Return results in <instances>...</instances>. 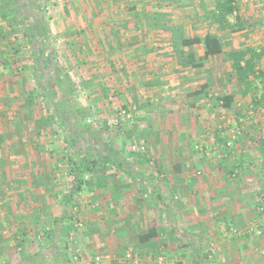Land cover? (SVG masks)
<instances>
[{"label":"crops","instance_id":"1","mask_svg":"<svg viewBox=\"0 0 264 264\" xmlns=\"http://www.w3.org/2000/svg\"><path fill=\"white\" fill-rule=\"evenodd\" d=\"M236 1L238 20L236 17L230 20L238 28L236 31H219L207 18L214 6L200 14L202 17L187 14V9L193 8L186 6L187 0L178 5L169 0H151L150 6H158L159 12L155 10L166 19L149 21L145 17L144 20L134 17L115 21L104 16L64 19L60 34L52 31L53 56L77 85L78 105L92 114L103 112L104 118H110L124 105L139 113L147 111L151 117L156 116L160 105L165 106L160 110L172 112L174 108L170 109V105L174 102L167 91L179 89L180 83L159 81V76L182 72L183 68L174 66L175 36L168 28H174L176 39L181 33L184 38L204 39L208 33L219 36L224 43V52L219 56L223 59L225 53L231 51L251 49L264 53V14L253 17L257 11L253 7L257 5L249 4L248 0ZM199 3L197 0L195 8ZM158 21L164 22L166 28L165 31L160 28L155 35L160 33L165 38L147 46L142 41V27L151 31L149 26L157 25ZM2 22L0 17V24ZM131 28L133 33L128 34ZM4 36L0 32V66L7 68L4 71L6 82L0 74V123L3 124L0 128V264H14L13 261L16 264H87L97 256L102 257L101 264H197L196 258L200 264H264V228H261V236L254 233V236L248 234L240 238L229 233L230 225L247 226L257 218L255 209L264 193L256 194L254 201L249 195L252 187H247L264 185V158L260 153L264 149L260 147L264 141V104H259L260 97L252 99V93V97H243L235 77L232 87L224 84L217 88L235 93L229 111L233 120L228 129L215 125L211 118L200 116L197 117L198 130L183 117V123L177 128L169 126L157 131L153 126L155 117H152V123L149 121L152 128L147 131L136 125L134 119V132L148 142V152L141 155L123 148L120 139L114 141L115 152H120L118 159L109 164H94L93 171L86 177V192L74 205H67L64 196L71 184L68 158L73 153L64 148L65 135L52 125L53 121L52 128L43 127L48 122L44 111V117L40 114L36 117L37 109L28 94L35 85L30 48L26 51L27 63H14V58L9 61L11 53H1L8 51L7 46L2 45ZM116 36L121 39L116 40ZM49 49L43 48L45 59H50ZM191 49L199 58L204 57L203 44ZM160 53L166 59L158 65L156 56ZM54 67H50L49 75L54 73ZM261 67L264 69V56ZM57 72L55 77L60 80L62 77ZM60 82L65 84L63 79ZM204 85H207L205 91L210 92L217 84L205 82L198 89ZM206 92L199 102L208 100L211 105H216L217 97L223 93ZM113 93L117 94L116 98H112ZM36 95L41 96V93ZM79 97H82L80 101ZM238 106H246V109H238ZM209 126L213 128L208 129ZM111 133L106 134L107 144L113 141ZM218 135L222 142L217 141ZM102 150L103 155L111 154L109 146ZM231 160L235 165L226 163ZM74 209L83 224L81 228L75 227L72 215L69 217ZM62 217L63 222L58 225ZM223 221L227 223L224 226ZM211 237H215V244L224 251L223 256H207L210 244L205 242ZM19 238L23 250L16 253L15 243ZM71 240L79 252V260H74L67 250ZM58 241H66L67 246L59 248ZM203 243L206 246L203 247ZM123 248L125 251L120 257L118 251ZM130 251L133 259L127 260L126 254ZM240 251L245 253L244 258L230 257L233 253L240 255ZM255 251L261 252V256H256ZM163 253L171 258H158Z\"/></svg>","mask_w":264,"mask_h":264},{"label":"trees","instance_id":"2","mask_svg":"<svg viewBox=\"0 0 264 264\" xmlns=\"http://www.w3.org/2000/svg\"><path fill=\"white\" fill-rule=\"evenodd\" d=\"M169 1L171 4L178 5L182 0ZM187 1V7H191L197 2V0ZM56 2L57 0H0V16L3 17V20L12 18L14 21L19 22L20 28L15 30L14 36L16 39H24L26 41L34 58L33 75L35 85L34 89L29 91L28 94H31L29 96L31 97L30 100H32V103L35 100V93L40 92L43 97L42 105L37 107L36 117H39V114L43 116L41 114V107H44V116L47 117L48 122L43 127L48 129V125L51 126L50 123L53 121L52 125H55L56 129L61 130L65 135L62 140L65 146L64 148L73 153L68 158V163L71 166L69 172L70 189L64 197L67 205H74V202L87 190L88 181L86 177L93 171L94 164L97 162L109 164L118 159L120 152H115L113 148L115 146L114 141L120 139L122 147H127L129 151H132L131 147L141 141V134H136V131L134 132V121L127 119H123L122 123L121 121L117 122L116 127L112 128L110 125L104 127L100 123L105 119L104 117L92 114L91 111L78 105L77 99L79 91L77 85L75 86L69 72L63 71L57 58L53 56L55 47L52 43L53 35L51 25L49 24V20H51L49 15L51 14L50 8ZM70 2H72L71 11L74 19H85L89 17L87 15V9L80 10L78 5H76V2H79V0H71ZM101 6H97L99 13H101L98 16H107L106 19L108 20H113V15L118 14L117 12L119 10L124 14L129 10L139 12L138 7L135 5V0H111V4L102 2ZM110 10L115 11L113 13ZM238 11L239 7L236 0H216L214 8L208 13V19H211V22L216 25L219 31H236L238 28H235L230 18L236 17V20H238L237 14L235 15ZM165 28L162 29L165 31ZM168 29L175 36L173 38L172 51L174 52L173 55L176 60V65L179 68L185 69L188 66L195 69L202 68L210 59L219 57L224 52V43L219 36L208 33L204 39L184 38L182 36L183 33H179L180 38L176 39V31L173 30L174 28ZM177 30L181 31V28H177ZM200 44L204 45L205 54L204 57H200L197 60L196 52L191 48L195 49V46ZM44 47L50 48L48 52L50 59L44 58ZM185 48L189 50L185 51ZM263 56V52L256 53L254 50L249 49L226 52L225 58L223 59L224 62L230 64V73L228 76L236 78L237 84L241 88L242 96L248 97L252 93L254 94V97L251 96L252 99L260 97L259 104H264V69L261 67ZM52 65L56 69L55 71L53 70L54 73L52 75H49L47 72L51 70L50 67ZM56 71H58L59 77H62L60 80H65V84L55 77ZM206 89L207 85H204L201 89L190 92L188 96L199 101L201 100L200 96L206 92ZM260 91L262 93L258 95ZM207 92L206 94H209ZM206 94L205 97H207ZM116 96V93L112 94V98H116ZM216 100L219 108L223 111H230L235 101V93L225 91ZM195 105L196 103H193L192 107L195 108ZM131 108L124 105L119 109L121 112L124 110L130 111ZM110 133L112 134L113 141L109 140L107 144L105 143V139H107L106 134ZM222 140L220 135H218L217 141L222 142ZM224 143L226 146L227 142ZM107 146L110 147L111 154L103 155L102 149H105ZM260 147L264 148V141H262ZM260 153L264 158V149ZM262 165L264 166V163ZM63 219L64 217L59 219L57 224L62 223ZM229 228L230 226L227 227V229ZM175 236L178 237L176 233ZM22 255L25 256L26 253ZM196 263L200 264L197 258Z\"/></svg>","mask_w":264,"mask_h":264},{"label":"rangeland","instance_id":"3","mask_svg":"<svg viewBox=\"0 0 264 264\" xmlns=\"http://www.w3.org/2000/svg\"><path fill=\"white\" fill-rule=\"evenodd\" d=\"M70 1L71 0H57L55 5H53L50 8V13L51 14L49 16L51 17V20H49V24L51 25V31L56 32L58 35L60 34V31L63 29V26L65 25V20L64 19H69V18L72 19L73 18V16H72L73 13L71 11L72 10L71 9L72 2H70ZM164 1H167V0H164ZM242 1H244V0H242ZM79 2H76V5H78L80 10L85 8V9H87V15L88 16H93V17L97 16L96 18L100 17L98 15H101V13H99V10L97 9L98 5L101 6L102 2H107V3L111 4V0H79ZM215 2H216V0H200V3H199V5L197 4L198 6L196 8H195V5H193V8L191 7V8L187 9V14H190L191 16H193L195 18L202 17L200 14L208 12V10L210 8H213ZM150 3H151V0H135V5L139 9L138 13L135 12V11H131V10L127 11L126 10L127 14L126 13L124 14L121 10H119L117 12L118 14L113 15L112 18L115 21L117 19L125 18V20H126V18L128 19V18H134V17H139V18H141V20H144V17H145L149 21L153 20V19H157V18H164V19L167 18V17H162V15L158 13L159 12L157 10L158 6H156V8H152L150 6ZM248 3L249 4H253L254 3V6L257 5L255 7H253V10H255V11L257 10L256 14L253 17H255L257 15L261 16L262 13L264 14V0H248ZM197 9H200V10H197ZM110 11L114 13L115 10H110ZM146 16H149V17H146ZM105 17H107V16H105ZM176 17H174L173 19H175ZM1 18L3 19V17H1ZM207 18H208V15H207ZM230 20L232 21V20H234V18H231ZM164 26H165V24L162 21H158L157 25L154 24V26H151V27L149 26L151 31L144 29V26H143L142 27L143 28L142 41L146 42L147 46L153 45V41L154 40H155V42H162L163 39L165 38L164 36H162L163 34L159 33V34L155 35V32L156 31L160 32L161 31L160 28H163ZM19 28H20L19 22L14 21L12 18L4 19L2 24H0V32H1L2 35H3V33L5 35L4 38H3V41H2V45L5 44L7 46V49H8V51L4 50V51H1V53L7 54V55H9L11 53V58H9V61H11L10 59L14 58V61H13L14 63H19V64L22 65V62L27 63V61H29L28 60L29 58H26V55H27L26 51H29L28 50L29 48H28V46H26L24 44V42L21 39L20 40L19 39L15 40L14 32H15L16 29H19ZM111 28H112L113 31L116 32L115 28H113V27H111ZM146 28H148V27H146ZM132 29L133 28H131V30L128 31V34L133 33ZM226 31H230V30H226ZM116 34H118V33H116ZM150 34H153L155 39L153 38V35H150ZM110 35L113 36L112 33H110ZM158 36H160V37H158ZM119 39H121V36H118V37L116 36V40H119ZM14 48L16 49V52L12 51V49H14ZM198 54H199V50H198ZM156 57H157L156 63L158 65L163 64L164 60L166 59L164 57L163 53L157 54ZM198 59H199V57L197 56V60ZM173 61H174V66L177 67L175 58H174ZM64 63L68 64L69 62L65 61ZM206 64H207V66H206L205 69H203V68L195 69V68H192L191 66H188L185 69L183 68L182 72H174V73H167L166 72V73L160 74L159 81L163 80V82H164V80H167V81H169L171 83H172V81H174V83H176L175 81H178L180 83V88L177 89V90L172 89L170 91H167V94H169V97L171 98V101L174 102L172 105H170V109L172 107L174 108V110H172V112L171 111L166 112L165 110H160L162 107L164 108L165 106H162V105L159 104L160 107H158V109H157L158 111L155 112L156 116H154L155 117V125H153L154 128H156V127L158 128L157 131L166 130L169 126H175V128H177V125L180 124V122H182V118L183 117L186 119V121L190 120L191 125H195V129L198 130L199 126H198V123H197V121H198L197 117H200V116L205 118V119H207V120L209 118H211L213 120V122L215 121V125H218V126L220 125L221 127L228 129L229 122L233 120L232 114L229 113V111H223L221 108H219L217 106V104L216 105H211L212 103H209L208 100L205 101V102L204 101H202V102L200 101L199 102V101H196V100H192V97L188 96L190 91L193 92V91L198 90V88H200L205 82L206 83L209 82L210 84H211V82H212V84H214V83L217 84L216 85V89H212L211 90L214 95L217 94L218 92L221 93V92L224 91L223 89H217V88H222V86L224 84H226L225 87H227V86L232 87L234 79L232 77L228 76V74L230 72V64L229 63L224 62L223 58L219 57V58L210 59ZM0 68H1L0 74L2 75V77L4 76L3 77V80H4L3 82H6L5 79L7 78V76H5V74H4L5 72L4 71H7V68H5L4 66H2V67L0 66ZM209 70H210V72H209ZM180 77L182 78L181 82H180ZM219 77H220V79H219ZM210 92L208 91L207 93H210ZM237 95H239V94H237ZM166 97L167 96L165 95L164 98H166ZM81 99H82V97H79V101ZM194 101H196V102H194ZM33 103H34L35 108L37 109L38 106L42 105L43 97L40 96V95L39 96L36 95L35 96V100H33ZM193 103H196L195 108L192 107ZM203 103H205V104H203ZM82 105H84V104H82ZM244 108L246 109V106H238V109L244 110ZM132 109H133V107L131 108V110ZM41 110H42L41 114L43 115V111H44V114H45L44 107H41ZM168 110H169V108H168ZM116 111H117V112H115L116 116L114 115L113 117H110L108 119L106 118L107 117L106 116L105 119L102 120V121L103 122H108L109 121V124H110L111 127H116L117 122L121 121V123H122L123 119L120 117V109L117 108ZM136 111L134 112V118L136 119L135 120L136 121L135 124L140 126V127L143 126L144 129L143 128H141V129H143V130L146 129L147 131H149L152 128V127H150L149 121L152 123L151 120H152L153 116L151 117L150 113H149V116H148V112L147 111H145L144 113H139V111H137V112ZM186 111H187V113H186ZM103 114H104L103 112H101V114L97 113V116L103 117L102 116ZM152 114H153V112H152ZM204 115H205V117H204ZM148 118H150V119L148 120ZM141 121H145V122L143 123ZM100 123L102 124V122H100ZM1 124H2V122L0 123V128L3 127L2 126L3 124L2 125ZM50 128H52V126H50ZM212 128H213V126H209L208 129H212ZM142 140L143 139H141V141ZM146 140H148V139H146ZM144 143H145V147H146L145 151L141 150L140 147H137V150L135 151V153H139L141 155H144V154H146L148 152L147 151L148 150V148H147L148 147V142L145 141ZM234 162H233V160H231L230 162L226 161V163L228 165H230V166L231 165L232 166L235 165ZM247 187L248 188L252 187V189L249 191V195L251 196L252 200L254 199V201L256 199V194L260 195V193L264 192V185H261V183L259 185H253V186H247ZM248 188H246V189H248ZM239 189H244V187H240ZM254 201H253V203H254ZM255 211H256V209H255ZM71 215H72V212H71V214H69V217ZM244 217L245 216L243 215L242 218H244ZM245 219H247V218H245ZM190 220H191V222H194L193 218H191ZM255 220L254 219L251 220V222H249L247 226L246 225H242L241 227H237L234 224H232L230 226H232V228H235L238 231V233H241L240 234L241 235L240 238L242 236L248 235V234H253V236L255 234L258 235V236H261L262 233H260L259 231H261V232L263 231V230H261V228L262 229L264 228L263 227L264 224L261 225L260 222H259L260 224L257 223L259 225V227H260V230L258 229L255 232H252L250 230V228H251L250 225H252V222H254ZM226 224H225V221H223L222 225L224 226ZM238 228H240V229L242 228V231L240 229L238 230ZM244 228L246 230H244ZM242 233H244V234H242ZM230 237H232V236H230ZM250 237L252 239L256 238V237H252V236H250ZM214 238L215 237H211L210 238L211 240H208L207 242H205L206 245L210 244L209 245L210 247L208 246L209 250L206 251L207 252V256H209V254L212 255V256H214L216 254L215 255L216 257L218 255H222L223 256L225 253H224V251H222L220 249L221 248L220 245L215 244ZM229 238H226V239H229ZM235 238H237V237H235ZM220 240L221 239L219 238V241ZM217 242H218V240H217ZM58 244H61V246L59 248H62V249L65 248V245L67 246V242L66 241H65V243H62V242L58 241ZM198 244H200V243H198ZM205 244L203 243L201 245L204 247V246H206ZM213 244L215 246H212ZM125 248H123L122 250L118 251V255L120 257L123 254L121 252H124ZM214 248H215V250H214ZM240 252H242V253H240ZM240 252H239L240 255L238 254V256H237V253H233L232 254L231 252H229V254L230 253L232 254L230 257H232L234 255L236 257H243L244 258V254L245 253H243V251H240ZM254 254L256 256L258 255V257L261 256V252L259 254L258 251H255ZM186 255L188 256V254H186ZM58 257H61V254H58ZM158 258H162V259L167 260V258H171V257H168L166 254L163 253V254L158 255ZM39 259L41 260V257ZM39 259H37V261H39ZM143 259H144V256H143ZM13 263L16 264L14 261H13ZM243 263H245V262H243Z\"/></svg>","mask_w":264,"mask_h":264},{"label":"built area","instance_id":"4","mask_svg":"<svg viewBox=\"0 0 264 264\" xmlns=\"http://www.w3.org/2000/svg\"><path fill=\"white\" fill-rule=\"evenodd\" d=\"M134 111H135V109L133 108L131 111H121L120 112V117L122 118V119H127V120H132V121H134ZM90 122V121H89ZM104 124V127H106V126H109L110 124H109V121L108 122H103L102 121V125ZM137 147H140V149L141 150H143V151H145V143H144V141H141V142H139L138 144H136V145H134V146H132L131 147V149H132V151H136L137 150ZM76 213H77V211H76V209H74V211L72 212V220H73V224L75 225V227L76 228H81L82 226H83V224L82 223H80V221H78V219H77V217H76ZM256 213H257V218H256V220L254 221V222H252V225H250L251 226V228H250V230L252 231V232H255L256 230H260V227H259V225L257 224V223H261V225H263L264 224V193L262 194V196H261V200H260V204H259V206L257 207V209H256ZM259 223V224H260ZM260 233H261V231H259ZM229 233L230 234H233V235H238V236H241L240 234L241 233H238V231L235 229V228H230V230H229ZM248 233V232H247ZM40 236V235H39ZM45 236H47L46 234H45ZM43 236H41L40 237V239L42 238ZM71 242H72V240L70 241V243H69V245H68V248H67V250H68V252H69V254H70V256L74 259V260H79V252L74 248V246L71 244ZM17 245V253H20V252H22V250H23V247H22V245H21V241H20V238L18 239V241H17V243H16ZM126 259L127 260H131V259H133V253L130 251L129 253H127L126 254ZM101 261H102V257H100V256H97V257H95L94 259H92V260H90V261H88V263L87 264H101ZM162 259L160 260V262L162 263Z\"/></svg>","mask_w":264,"mask_h":264}]
</instances>
